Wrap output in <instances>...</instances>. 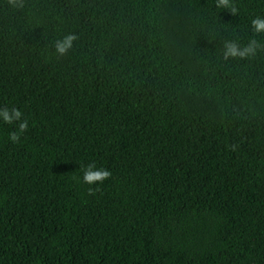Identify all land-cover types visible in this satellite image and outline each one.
I'll return each instance as SVG.
<instances>
[{
  "label": "trees",
  "instance_id": "16d2710c",
  "mask_svg": "<svg viewBox=\"0 0 264 264\" xmlns=\"http://www.w3.org/2000/svg\"><path fill=\"white\" fill-rule=\"evenodd\" d=\"M232 2L0 0V108L29 122L0 118V264H264V52L222 56L264 0Z\"/></svg>",
  "mask_w": 264,
  "mask_h": 264
},
{
  "label": "clouds",
  "instance_id": "9594fccd",
  "mask_svg": "<svg viewBox=\"0 0 264 264\" xmlns=\"http://www.w3.org/2000/svg\"><path fill=\"white\" fill-rule=\"evenodd\" d=\"M10 6L15 9H22L25 7V0H8ZM217 8L229 10L232 14L237 13V8L234 6L232 0H215ZM251 28L255 35L264 34V17H254L251 21ZM254 37L248 41L247 44L241 45L237 40H225L223 42L222 56L225 60L228 59H250L255 57L259 52H264V41L257 40ZM78 36L74 33H68L63 37L54 41L53 49L57 57H63L69 53L73 48L74 42ZM23 113L19 108L12 107L11 109L5 107L0 108V118L7 124H18V131H12L9 134V139L13 143H19L21 134L25 133L29 128L27 119H22ZM83 167L82 180L88 185L103 184L104 181L112 177V172L107 168H97L95 163H89ZM80 180L79 176L73 177ZM94 192L93 188H89V194Z\"/></svg>",
  "mask_w": 264,
  "mask_h": 264
}]
</instances>
